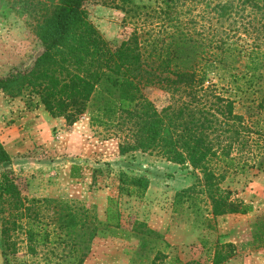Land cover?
<instances>
[{
  "label": "rangeland",
  "instance_id": "rangeland-1",
  "mask_svg": "<svg viewBox=\"0 0 264 264\" xmlns=\"http://www.w3.org/2000/svg\"><path fill=\"white\" fill-rule=\"evenodd\" d=\"M37 1L48 0H0V77L28 67L42 49L35 33L41 13ZM112 1L88 0L83 6L112 49L134 30L148 38L162 22H156L151 10L136 16ZM117 3L126 9L132 4L155 8L157 0ZM208 72L218 86L229 82L227 73L217 68ZM259 74L253 84L238 81V89L233 83L232 93H225L243 118L230 153L254 166L229 169L219 185L230 200L251 210L219 216L212 215L199 178L189 171L155 152L120 153L132 132L118 113H106L92 101L68 125L50 116L36 96L0 92V144L9 156L8 163L0 162V179L6 173L19 196L17 203L9 195L0 201V231L5 228L9 243L5 264L76 263L85 251L83 229L77 226L71 232L63 226L59 215L66 219L68 213L101 222L82 264H215L216 253L227 256L217 264H264V164L255 167L264 154V109L257 107L264 101V67ZM142 93L157 109L179 101V94L159 87H146ZM126 177L147 178V188L126 194ZM109 198L119 213L118 227L104 226ZM29 229L36 230L32 239Z\"/></svg>",
  "mask_w": 264,
  "mask_h": 264
},
{
  "label": "trees",
  "instance_id": "trees-1",
  "mask_svg": "<svg viewBox=\"0 0 264 264\" xmlns=\"http://www.w3.org/2000/svg\"><path fill=\"white\" fill-rule=\"evenodd\" d=\"M86 1L34 4L41 12L36 17L35 33L42 49L28 67L0 77V92L10 97L36 96L50 116L63 118L68 125L96 101L106 113H118L131 124V141L121 145V154L155 152L192 173L199 178L213 216L248 213L249 205L230 200L219 186L229 169L242 171L254 166L237 161L230 153L232 144L239 140L243 118L235 113L236 101L225 93H232L233 83L253 84L261 77L264 0H157L155 8L132 4V9L113 0V6L125 12L139 16L151 10L156 22L162 21L157 23L155 34L145 38L134 30L114 49L89 22L83 7ZM210 67L227 73L226 86L212 82ZM146 87L179 94L178 104L157 109L143 95ZM257 107L264 109V101ZM0 162H9L1 144ZM256 162L255 167L260 169L264 154ZM128 179L123 181L128 195L147 188L145 177ZM189 190L180 192V196ZM6 195L16 203L19 200L15 185L2 173L0 201ZM113 204L109 198L104 226H119V213ZM62 217L59 215V220L71 232L77 226L83 229L80 238L85 251L74 263L82 264L101 222L92 216L79 219L70 213L66 219ZM35 235L36 230L29 229L30 239ZM8 247L7 231L2 228L4 264ZM225 257L216 253L214 263Z\"/></svg>",
  "mask_w": 264,
  "mask_h": 264
},
{
  "label": "water",
  "instance_id": "water-1",
  "mask_svg": "<svg viewBox=\"0 0 264 264\" xmlns=\"http://www.w3.org/2000/svg\"><path fill=\"white\" fill-rule=\"evenodd\" d=\"M0 264H4L1 248H0Z\"/></svg>",
  "mask_w": 264,
  "mask_h": 264
}]
</instances>
